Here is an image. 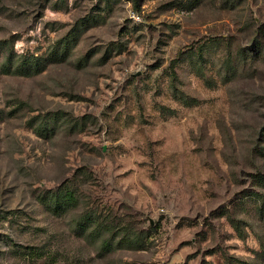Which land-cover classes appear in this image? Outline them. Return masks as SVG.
Here are the masks:
<instances>
[{
  "label": "rangeland",
  "instance_id": "1",
  "mask_svg": "<svg viewBox=\"0 0 264 264\" xmlns=\"http://www.w3.org/2000/svg\"><path fill=\"white\" fill-rule=\"evenodd\" d=\"M0 264H264V0H0Z\"/></svg>",
  "mask_w": 264,
  "mask_h": 264
},
{
  "label": "trees",
  "instance_id": "2",
  "mask_svg": "<svg viewBox=\"0 0 264 264\" xmlns=\"http://www.w3.org/2000/svg\"><path fill=\"white\" fill-rule=\"evenodd\" d=\"M53 193H55V191H53ZM69 195V193H67ZM59 196L56 194H53V196H51L50 198V202L52 201V204L57 207L59 205Z\"/></svg>",
  "mask_w": 264,
  "mask_h": 264
},
{
  "label": "built area",
  "instance_id": "3",
  "mask_svg": "<svg viewBox=\"0 0 264 264\" xmlns=\"http://www.w3.org/2000/svg\"><path fill=\"white\" fill-rule=\"evenodd\" d=\"M139 17V16H138Z\"/></svg>",
  "mask_w": 264,
  "mask_h": 264
}]
</instances>
